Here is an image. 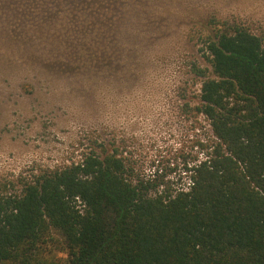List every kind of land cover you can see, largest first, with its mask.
<instances>
[{
	"label": "rangeland",
	"instance_id": "rangeland-1",
	"mask_svg": "<svg viewBox=\"0 0 264 264\" xmlns=\"http://www.w3.org/2000/svg\"><path fill=\"white\" fill-rule=\"evenodd\" d=\"M77 11L64 0L0 3V197L90 151L115 153L151 195L186 189L199 143L213 138L196 109L198 70L211 75L205 42L225 20L264 38V0H119L95 12L88 44L68 42L83 30ZM112 22L116 42L101 36ZM97 40L100 67L89 65ZM53 236L46 249L65 256Z\"/></svg>",
	"mask_w": 264,
	"mask_h": 264
},
{
	"label": "trees",
	"instance_id": "trees-1",
	"mask_svg": "<svg viewBox=\"0 0 264 264\" xmlns=\"http://www.w3.org/2000/svg\"><path fill=\"white\" fill-rule=\"evenodd\" d=\"M64 1L83 27L68 40L76 44L90 41L95 12L119 2ZM217 23L196 107L213 138L199 143L188 187L151 195L115 153L87 152L0 197V263L264 264V38L241 22ZM111 26L101 36L116 42L120 26ZM103 41L89 65L104 66ZM53 233L63 257L46 249Z\"/></svg>",
	"mask_w": 264,
	"mask_h": 264
}]
</instances>
